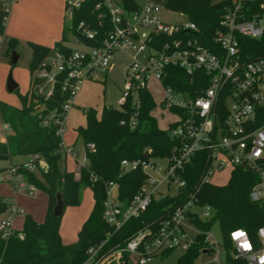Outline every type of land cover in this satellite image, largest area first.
I'll return each instance as SVG.
<instances>
[{"label":"trees","instance_id":"16d2710c","mask_svg":"<svg viewBox=\"0 0 264 264\" xmlns=\"http://www.w3.org/2000/svg\"><path fill=\"white\" fill-rule=\"evenodd\" d=\"M99 3L101 0H85L79 8L73 10L71 18L66 16L61 38L52 47L27 42L31 51L29 88L25 94H19V106L0 103L2 121L12 130L6 141L0 142V159L18 155H39L45 164L41 167L37 162L40 176L24 168L22 164L15 165L16 173L23 175L28 183L42 189L48 196V206L42 222H38L30 214H25L21 230L13 229L7 239L0 235V264H81L86 260L90 247L104 243L100 253L105 254L110 248L123 243L146 222L159 217L161 210L176 206L190 194L194 195L200 205L212 207L213 214L209 219L204 220L198 216L191 219L203 232L209 231L218 223L227 264H247L244 258L232 255L230 232L243 228L257 242V229L264 224V206L251 200L249 193L259 177L248 167L234 166L225 184L200 183L210 163L209 150L205 148L198 151L180 172L185 186L178 195L153 199L147 211L138 218L128 220L115 233H112L110 225L104 220L108 182H117L120 199L128 201L141 190L146 181V174L141 167L124 170L121 166L122 160L144 162L151 158H165L181 142L180 138L171 137L169 133L176 126V122H171L167 130L159 127L152 113L156 104L147 88L129 91L119 108L104 106L100 116L96 115L94 109L85 110L86 125L79 126L76 132L77 137L84 141L86 162L80 167L77 176L75 170H67L63 165L67 149L61 135L56 132L63 126L67 114L63 107L69 98V89L64 86H69L70 81L67 80L66 73L58 74L53 93L44 97L35 92L36 85L42 82L35 73L52 50L58 49L67 54L71 52L72 47L67 43L70 37L89 46L102 45L113 29V24L106 9L103 6L96 7ZM121 3L129 12L140 7L138 0H121ZM165 6L171 11L186 15L188 21L193 22L197 29L163 35L159 41L193 39L214 53H222L216 35L223 29V1L167 0ZM8 15V11L0 9V36H3L0 47L4 46V53L12 59V52L17 49L19 41L6 35ZM82 23L95 33L93 38L82 32ZM237 38L247 59L264 55V37L253 39L238 35ZM164 83L177 92L197 97L207 88L208 76L204 72L190 75L178 66H169ZM218 102L220 110L225 111L223 95L219 96ZM171 111L175 114L182 113L176 107H172ZM132 119L135 120L134 126L131 125ZM262 125L264 126V117L255 119V126ZM89 144H93V148H89ZM83 186L92 190L93 208L78 232V239L63 243L60 234L62 215H53L56 196L61 193L65 207L79 205ZM8 207L7 200L0 196V215ZM209 246L205 234L198 235L176 264H193L203 250H210ZM171 251H164L161 256L165 257ZM122 264L135 263L126 257Z\"/></svg>","mask_w":264,"mask_h":264},{"label":"built area","instance_id":"2783aa9c","mask_svg":"<svg viewBox=\"0 0 264 264\" xmlns=\"http://www.w3.org/2000/svg\"><path fill=\"white\" fill-rule=\"evenodd\" d=\"M84 1L67 0V16L71 18L73 10ZM220 1L224 2L221 20L223 29L217 32L216 40L222 48L221 54L208 50L193 39L159 41L163 35L196 31L197 27L190 21L178 25L166 23L161 16V7L155 0H143L140 7L132 12L124 9L121 0H101L96 7L103 6L113 24L102 45L89 46L73 38L77 47L71 46L72 50L68 54L58 49L52 50L35 73L42 80L36 85L35 92L44 97L53 93L57 75L66 73L70 84L64 87L69 89V98L63 108L67 111L79 81L92 78L97 73L107 75L116 52L123 51L131 56V62L125 71L126 84L121 102L129 91L148 89V83L155 80L164 91L163 106L169 110L176 107L182 111L176 113L177 118L173 121L176 126L169 131L171 137L181 139L170 156L151 158L144 162L122 160L124 170L141 167L146 174V181L138 193L128 201H122L117 182H108L103 218L110 225L112 233L120 230L128 220L140 217L153 199L178 195L185 186L180 172L204 148L209 150L210 163L200 183H212L210 177L228 166L231 169L234 166L248 167L259 177L250 190V199L264 206V126H255V119L264 117V55L247 59L237 38L238 35L253 39L264 37V0ZM9 9V6L5 8L8 13ZM80 27L87 37L93 38V31L83 23ZM2 41L3 36H0V43ZM169 66H178L190 75L204 72L208 76L207 88L197 97L173 90L164 83ZM221 95L224 96L225 104L223 112L218 102ZM121 123L124 124V121ZM131 125H135L134 119ZM62 131L63 126L56 133L61 135ZM88 147L93 148V144ZM69 151L72 152V149ZM163 160L166 161L164 165L160 163ZM37 162H41L40 157L34 154L22 166L34 171L38 168ZM85 162L86 157L75 170L76 175ZM16 169V166H12V173L17 174ZM203 208L207 211L201 214ZM209 209L213 214L211 206L200 205L190 194L176 206L161 210L159 217L146 222L123 243L110 248L105 254L100 253L104 243L90 247L86 260L81 264H122L126 257L135 264H147L164 251L188 250L202 233L211 251L212 245L219 244L218 240L210 230L203 232L191 219L195 216L209 219L212 216ZM22 212L18 206L9 205L6 217L0 218V235L3 239L10 236L14 229L13 219ZM261 228H264V224L257 229V242L244 229L253 245L251 251L246 252L238 247V242H234L230 236L235 257L244 258L247 264H259V256L264 255Z\"/></svg>","mask_w":264,"mask_h":264},{"label":"rangeland","instance_id":"374dc122","mask_svg":"<svg viewBox=\"0 0 264 264\" xmlns=\"http://www.w3.org/2000/svg\"><path fill=\"white\" fill-rule=\"evenodd\" d=\"M140 1V0H139ZM161 7V16L163 20L171 25L185 24L188 17L184 14L169 10L165 4L167 0H155ZM10 2V0H9ZM63 10V15L67 16ZM68 17V16H67ZM68 45L77 47V43L70 37ZM16 52L19 55L17 63L13 64L11 59L4 53V46L0 47V103H8L12 105H20V95L25 94L29 88L30 70L29 61L31 59V51L28 45L22 43ZM131 62V56L123 51H117L113 64L107 75L97 73L92 78H83L78 83L75 95L69 103L67 114L63 122V131L61 133L62 141L68 147V152L63 162L67 170H75L85 159V144L82 138L77 137L76 129L79 126L86 125L85 110L94 109L96 115L100 116L104 106L119 108L121 97L126 84L125 71ZM10 71L18 88L16 91L9 92L7 89V80ZM156 107L153 110V116L156 118L161 129L167 130L169 124L176 120L177 115L171 110L165 108L162 104L164 91L161 84L152 80L147 85ZM11 131L10 127H4L0 113V139L5 138L6 134ZM69 147H72V152ZM75 153V156L73 154ZM22 160H29L28 155H18L12 158L0 159V196L19 206L24 213H18L13 219V227L21 228L25 214H30L35 220L42 222L45 218L48 196L42 189L31 185L26 180H20L17 174L12 179L10 168L12 165H19ZM24 161V162H25ZM22 162L21 164H23ZM162 165L166 164L163 160ZM41 167L45 164L41 160ZM40 176L38 168L33 171ZM231 174V167L228 166L223 170L217 171L210 177L213 184H225ZM77 176V175H76ZM21 183L24 186H20ZM32 188L29 192L27 189ZM175 194L174 191H172ZM94 204L92 190L88 186L82 187V200L79 205H67L61 218L60 234L64 243L75 242L78 239V232L83 222L89 216ZM207 211L203 208V211ZM212 215V210L208 211ZM195 230L198 228L193 226ZM211 234L218 240V245H212L211 251L201 253L194 260L193 264H227L225 249L221 245V231L218 223H215L210 229ZM184 251L182 249H174L165 257L157 255L153 257L147 264H176L178 258ZM233 255V251H232Z\"/></svg>","mask_w":264,"mask_h":264},{"label":"crops","instance_id":"0c3cea01","mask_svg":"<svg viewBox=\"0 0 264 264\" xmlns=\"http://www.w3.org/2000/svg\"><path fill=\"white\" fill-rule=\"evenodd\" d=\"M66 1L67 0H14L13 2H9V0H0V9H5L7 6L10 8L6 23V35L17 38L20 42V46H23L22 43L27 45V42H35L52 47L55 42L60 40L62 35L64 20L66 19V15H63V10L65 11L64 13H66ZM139 3L142 4L143 0H140ZM7 126L8 125L4 124V127ZM11 132L12 130L6 134L5 138H1L0 142L6 141L7 135ZM65 147L68 149L67 146ZM69 148L73 150L72 147ZM28 156L29 159H31V155ZM24 161L25 160H22L20 164ZM9 171L12 179H14V176L17 174L12 173L11 168ZM18 175L20 176V180H26L23 175ZM13 181L15 183L16 179ZM20 186L23 187L24 184L21 183ZM27 190L29 192L33 191L32 188ZM7 202L9 205L17 206L8 200ZM22 213H24V211ZM6 214L7 213L4 212L0 215V218L6 217ZM22 227L23 223L21 228L18 229L14 227V229L21 230Z\"/></svg>","mask_w":264,"mask_h":264},{"label":"water","instance_id":"95a60500","mask_svg":"<svg viewBox=\"0 0 264 264\" xmlns=\"http://www.w3.org/2000/svg\"><path fill=\"white\" fill-rule=\"evenodd\" d=\"M18 59H19V55L16 52V50H14L12 52V59H11L12 63L13 64L17 63ZM17 88H18V83H16V81L14 80L13 75H12V71H10L9 76H8V80H7V89L9 92H13ZM56 198H57V202L53 208V215L58 217V216L63 214L64 209H65V205H64V201H63L61 193H58ZM209 251L210 250L205 249V250H203V253H207Z\"/></svg>","mask_w":264,"mask_h":264},{"label":"clouds","instance_id":"9594fccd","mask_svg":"<svg viewBox=\"0 0 264 264\" xmlns=\"http://www.w3.org/2000/svg\"><path fill=\"white\" fill-rule=\"evenodd\" d=\"M260 234L264 236V228L260 229ZM230 236L234 242H238V247L242 248L244 251L247 252L252 250L253 245L248 239V234L244 229H236L233 233H230ZM258 259L259 264H264V255H260Z\"/></svg>","mask_w":264,"mask_h":264},{"label":"snow or ice","instance_id":"6c2138e0","mask_svg":"<svg viewBox=\"0 0 264 264\" xmlns=\"http://www.w3.org/2000/svg\"><path fill=\"white\" fill-rule=\"evenodd\" d=\"M205 107H207L206 105H205ZM242 235V234H241Z\"/></svg>","mask_w":264,"mask_h":264}]
</instances>
